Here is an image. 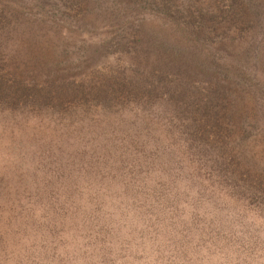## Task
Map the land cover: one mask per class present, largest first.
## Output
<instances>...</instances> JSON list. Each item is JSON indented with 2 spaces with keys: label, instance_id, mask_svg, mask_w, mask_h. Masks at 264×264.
Wrapping results in <instances>:
<instances>
[{
  "label": "rangeland",
  "instance_id": "obj_1",
  "mask_svg": "<svg viewBox=\"0 0 264 264\" xmlns=\"http://www.w3.org/2000/svg\"><path fill=\"white\" fill-rule=\"evenodd\" d=\"M171 1L0 0L3 88L73 95L0 110V184L21 196L62 163L94 180L56 214L9 197L0 264H264V0ZM100 82L119 116L76 111Z\"/></svg>",
  "mask_w": 264,
  "mask_h": 264
},
{
  "label": "trees",
  "instance_id": "obj_2",
  "mask_svg": "<svg viewBox=\"0 0 264 264\" xmlns=\"http://www.w3.org/2000/svg\"><path fill=\"white\" fill-rule=\"evenodd\" d=\"M171 3H173L171 0H167L166 5H170ZM252 5L253 4H249V6L251 7ZM1 13L3 12L0 11V14ZM197 24H203V23L200 21H197ZM194 37H196L197 38L196 40L200 42L201 44H203V42L206 41V38L204 40L203 37H200L197 35H194ZM215 62L220 65L218 58H215ZM3 69L4 68L0 66V73H2L1 71ZM232 69L237 70L236 68H232ZM51 75L55 79H57V76H54L53 74ZM2 76L3 75L0 74V110L5 108L6 107L5 105H7L10 107H14L12 109L13 112H21L22 110H25L28 106L31 110L39 109V108H41L42 110L48 109L50 111L55 112V114H58L59 113L58 109H61V104L66 103V102L70 103L69 101L73 98L72 94H66L67 92L63 90L64 85H69L68 82L63 83L62 82L63 80H61L62 82L61 83L62 90H61L58 87V85H56V83L53 82V79L51 78V76L45 77L41 81L42 83L37 82L35 78L34 79L31 78V80H29L28 82L30 86H27L26 84L25 89H19L17 87H14V89H11V92L8 90L6 91L1 85V83L3 82ZM7 78L10 79L9 77ZM59 79H61V77H59ZM97 84H98V87L95 92V95L96 96L100 95V97L86 99L84 98L86 93L83 92L81 100L75 97L76 102H80L78 104L83 105L82 106L83 108H80L76 111H80L83 114L88 113L90 115H95L92 117H94V119L95 117H97L98 120H102L107 117L113 118L112 115L119 116L120 114L119 110L121 109L122 106L118 104V100L114 99V97L108 93V91L106 90V87L104 86V82H100ZM80 88L82 89L81 86ZM74 89H77V87H75ZM65 95L66 96L69 95V97L66 98ZM88 107H91V108H88ZM70 113H73V112H67L63 116L68 115ZM63 116L61 114L59 118ZM74 121L75 120L71 118L70 121L63 124V127L57 126L53 130L57 131V136H60L61 134H72V132H75V125H74L75 123H73ZM76 121H77V118H76ZM80 128L81 127L76 128V129L79 131ZM86 133H88L92 138H95L97 135V132L95 131H91V132L87 131ZM65 166L66 164L62 163V164H58L52 167L54 169H58L59 171H61L57 175L38 176V177L32 178L31 185H34V188L33 189L29 188V190H26L25 188H21V190L26 192L22 194L21 196H18L15 191H13L10 195V190L5 188V183L3 182V184H0V187H1V190H5V191L0 193L1 195L0 206H2L6 202L9 204V197L11 199V208L17 207L16 205L20 206V201L22 200L20 197H22L25 199L27 198L29 199V205L25 207V211H28L32 214L33 211H35L34 209H36V207L43 208L44 206H46L50 208L52 213L56 214L57 212H56L55 206H57L58 204L54 202V199L57 196V191L59 193H62L67 200H71L72 193H74L76 196L77 194H82V190L80 189V187L84 183L88 186V189H90L93 184L92 182L94 181L91 178H86L84 176H78V175H71L67 173L69 171V168ZM42 169H44V167ZM9 179L11 180V185H12V182L16 181V179H12L10 177ZM20 183L25 184L22 179H20ZM40 195L41 196L44 195L49 199L48 203H46L43 206H41V204L38 202V198L40 197ZM3 208H5L4 205L2 206V209ZM4 212L5 210L3 211V216L7 217L6 215H4ZM16 214H17L16 212H14V214L11 213V217L15 219L17 217ZM42 215L49 218L50 212H45ZM5 221L6 220H2L1 222H5ZM19 221L23 223L22 220H19ZM29 221L32 223L31 220ZM24 229L36 230V227H34L33 224H25L21 226L11 225V230L13 231L24 230Z\"/></svg>",
  "mask_w": 264,
  "mask_h": 264
}]
</instances>
